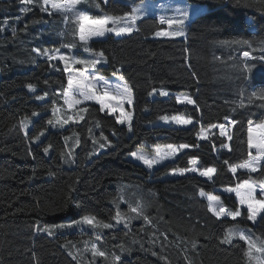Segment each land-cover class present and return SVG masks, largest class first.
<instances>
[{"label":"trees","instance_id":"obj_1","mask_svg":"<svg viewBox=\"0 0 264 264\" xmlns=\"http://www.w3.org/2000/svg\"><path fill=\"white\" fill-rule=\"evenodd\" d=\"M143 1L109 0L105 5L102 0H81L78 7L93 16L118 15ZM185 1L204 5L206 11L185 26L183 37H155L154 32L166 26L152 15L138 20L139 31L131 35L108 34L105 39L89 42L90 48L103 50L107 58L97 66L98 73L106 77H113L114 72L117 77L123 75L133 90L134 118L129 131L95 103H88L85 121L78 125L70 123L64 129L47 125V120L54 118L52 100L57 106L63 105L62 97L54 96L53 90L65 87L67 79L33 49L60 47L69 52L63 45L75 43L71 54L82 57L89 53L83 51L73 36L72 25H66L60 14L48 15L39 7H31L25 14L20 12L19 0H0V27L5 29L0 32V264H86L92 257L84 251L85 241L120 254L123 264H245L244 242L234 241L239 247L220 245L218 237L229 227H239L264 239V220L258 218L253 224L243 208L236 220H217L206 211L207 198L199 195L201 190L217 195L227 207L235 209L239 207L236 195L219 189L249 178V173L241 170L236 174L239 180L234 178L223 160L239 163L246 159L247 121L264 120V109L257 107L259 101L247 104L251 91L264 89V63L249 60L256 67L247 76L233 68L234 64L242 67L243 51L260 55L264 0ZM240 38L252 41L257 51L219 44L224 39ZM54 63L63 68L58 61ZM27 84L34 85L36 91L31 92ZM153 88L164 89L169 96L149 95ZM45 91L49 96L37 101L35 96ZM178 94L191 96L196 105L177 104ZM33 112L39 117H33ZM163 115H190L199 123L196 129L186 128L165 123L159 119ZM225 116L239 121L232 129V152L220 147L224 138H213L216 150L210 141H197L195 133L201 123H225ZM25 117L33 122L29 124V137L46 130L39 147L20 129ZM89 129L97 139L102 131L111 146H94ZM73 133L80 134L82 143L75 149L74 160L66 163L59 153L67 151L63 137ZM48 143L53 149L45 155L42 148ZM169 143H199L198 148L186 151L198 155L204 166L217 167L213 181L198 174L168 177L173 169L189 167L183 153L154 171L129 160L131 152L143 150L152 155L156 145ZM94 150L98 155L89 157ZM251 177L264 179L259 173ZM121 196L127 201L120 204L122 212H128V203H142L151 224L145 225L140 219L132 221L131 231L123 225L113 230L97 229L100 241L87 225L67 226L84 214L113 222V201L119 202ZM45 224L65 227L57 228L51 236L36 231V225ZM69 253L77 254L78 260ZM96 264L105 262L98 257Z\"/></svg>","mask_w":264,"mask_h":264},{"label":"snow or ice","instance_id":"obj_2","mask_svg":"<svg viewBox=\"0 0 264 264\" xmlns=\"http://www.w3.org/2000/svg\"><path fill=\"white\" fill-rule=\"evenodd\" d=\"M109 0H103V3L107 5ZM20 12L27 13L31 10V7H39L41 12L52 15L53 13L60 14L65 24H71L73 27V36L77 37L83 51L89 53V57H79L70 53V50L76 47L75 43H69L63 45L69 52H64L60 47H54L51 49L35 48L33 51L37 55H42L49 62L50 66L57 71H62L66 75L67 85L61 90H53L54 96L62 97L63 105L57 106L56 100H52V119L47 120V125L50 128L64 129L65 125L70 123L73 125L80 124L81 121H85V116L89 112L88 103L94 102L99 105V110L107 115L114 116L117 124L126 126L129 131L133 127L134 112L133 107L135 103L134 93L131 87H129L125 77L119 75L118 81L122 83H112L98 74V65H102L107 62V58L103 50L95 51L89 47V42L94 38H102L108 34H115L116 36L131 35L134 31H139L137 27V21L142 19L143 9L140 6H132L129 11H125L122 14L110 15L104 14L99 16L90 15L86 10L79 8L81 0H19ZM96 7H100L99 4ZM178 16L166 17L164 15L159 16V24L162 27L160 30L154 32V36L158 38H170L175 39L185 36V26L187 23H194L205 11V9L197 4L189 3L183 8H177ZM191 13V14H190ZM264 16V12L261 13ZM18 19V18H17ZM88 21L89 23H85ZM7 25V19L4 21ZM5 29L0 27V32ZM13 35H15L16 29H12ZM219 44L224 47L233 46H247L253 51H257L253 47L252 41L247 38L240 39H224L219 41ZM259 56H253L250 51H243L242 55L244 61L242 67L238 64H234L233 68L240 73L241 76H247L256 67V63H249L248 61H259L264 63V41L259 45ZM59 62L63 65V68H59L56 63ZM119 70H117L118 72ZM113 76L116 77L117 73L114 72ZM47 83V82H46ZM26 87L35 92L36 88L32 84H27ZM243 94V93H242ZM149 95H159L161 97L169 96V92L164 89L153 88ZM49 93L45 91L42 95H36L37 101H44ZM177 104L182 105H196V101L188 95H179L175 97ZM256 101L260 103L258 108L264 109V89L253 90L247 96V104L253 105ZM127 106V107H126ZM240 107H245L243 101L240 103ZM195 110H199L196 107ZM59 113V115H57ZM116 113H119L116 115ZM264 114V113H262ZM39 113L33 112V117H39ZM160 120L168 124H174L179 126H192V129H196L199 120L194 121L190 115H163L159 117ZM225 123H211L207 126L200 124L196 131L197 141H210L213 143V149H215L214 137L224 138L220 141V147L227 149L228 152H232L231 141L233 140L232 129L239 123L234 118L228 116L224 117ZM33 123L28 117H25L20 122V129L23 131L26 138H30L32 142L37 143L39 147L43 143L41 137H45L46 130L40 131L38 134L29 137V124ZM99 122H96V127H99ZM214 130H218L217 133ZM89 138L92 139L94 146H98L99 149H105L111 146V142L107 137L100 133V139H97L92 131L89 129ZM65 142V148L67 151H61L59 153L62 160L66 163L72 162L75 156V149L80 147L82 141L79 133H73L71 136L65 135L63 137ZM69 141L72 143L69 145ZM199 143L191 145L188 143L166 145H156L155 155H149L140 151L131 152V157L147 169H153L155 166L160 165L163 161L172 160L176 158L178 154L183 153L188 157L187 164L189 167L173 169L172 175L184 176L186 173L198 174L200 177L206 178V181H213L214 176L217 174V167L215 165L204 166L201 163L198 155L189 154L188 151L192 148H198ZM53 149V145L48 143L42 148V152L48 155ZM247 158L239 163H230L228 159L223 160V164L227 166V171L232 174L234 178L237 177L238 170H246L249 173V178L238 182L234 187L227 186L223 189L225 193H235L239 207L235 209L227 207L221 198L217 195L207 194L203 190L199 192L201 197L207 198L206 211L215 217L217 220L221 218H231L236 220L242 216V208L246 209L247 219L253 224L257 222V219L264 220V179H253L251 174L259 173L261 177H264V120L254 122L252 119L247 121ZM254 150V151H253ZM89 157L98 155L94 150L88 153ZM49 175H52L50 172ZM127 203L123 196L120 197L119 202L113 201L116 211L111 217L113 222H104L98 219L95 215L84 214L78 217V219L72 220L67 226H84L87 225L93 229L95 238L100 241L101 234L97 232V229L113 230L118 225H123V228L127 231H131V225L133 220L142 219L144 224H151L149 216L146 214L145 205L137 203L133 206L128 203V212L124 213L120 210V204ZM37 232L47 233L49 236L53 235L57 228L65 227L61 225H48L43 226L36 225ZM143 230V229H141ZM115 239V237H113ZM166 239V237H165ZM243 241L246 248L243 250V256L246 258V264H264V239L260 237L253 238L250 232H246L239 227H229L224 230L223 235L218 237L220 245H229L233 247H239L238 244H234V241ZM85 252H90L92 257V264H96V258H103L105 264H123L120 254L115 252H108L107 249H102L96 242L85 241ZM90 245V246H89ZM123 251V245H120ZM143 247V245H141ZM196 247V244H193ZM71 255V253H69ZM152 255L156 256L155 251ZM75 260L76 257L73 256ZM160 259H165L163 256Z\"/></svg>","mask_w":264,"mask_h":264},{"label":"rangeland","instance_id":"obj_3","mask_svg":"<svg viewBox=\"0 0 264 264\" xmlns=\"http://www.w3.org/2000/svg\"><path fill=\"white\" fill-rule=\"evenodd\" d=\"M187 4H189L187 1H185V0H145V1H143V2H141L140 4H138V5H135V6H140L142 9H143V13H142V19H144V18H146V17H149V16H152V15H154V17H156L157 19L159 18V16L160 15H164V16H166V17H172V16H178L179 15V13L176 11V9L177 8H183L184 6H186ZM197 5H199V6H201V7H203L204 9H205V11H206V7L204 6V5H200V4H197ZM205 11H204V13H205ZM191 14V13H190ZM85 23L87 24V23H89L88 21H85ZM187 24H189V23H187ZM186 24V25H187ZM115 35V34H114ZM107 36V35H106ZM105 36V37H106ZM116 36V35H115ZM124 36H127V35H122V36H116V37H124ZM105 37H102V38H94L92 41H94V40H102V39H105ZM91 42V41H90ZM62 51H64V50H62ZM64 52H66V51H64ZM82 57H84V58H87V57H89V56H82ZM99 74V73H98ZM99 75H101V74H99ZM101 76H103L105 79H107V80H109L110 82H112V83H122V82H120V81H118V79H117V76L116 77H106V76H104V75H101ZM180 94H178L177 96H179ZM89 103H94V102H89ZM127 107V106H126ZM119 113H116V115H118ZM189 126H191V125H189ZM189 126H183V127H189ZM214 131H218V130H214ZM138 151H140V150H138ZM143 151V150H142ZM254 151V150H253ZM143 152H145V151H143ZM146 153V152H145ZM146 154H148V153H146ZM181 154V153H180ZM180 154H178V156L180 155ZM150 155V154H149ZM152 155H155V152L152 154ZM177 156V157H178ZM176 157V158H177ZM176 158H173L172 160H167V161H163L160 165H157V166H155L153 169H147V167L146 166H144V165H142V163L141 162H138V161H135L132 157H131V155L129 156V160L130 161H132V162H134V163H136V164H139V165H141V166H143V167H145L147 170H150V171H154L155 169H157V168H159V167H161V166H163L164 164H166L167 162H170V161H173V160H175ZM241 171H246V170H241ZM186 174H194V173H186ZM185 174V175H186ZM168 177H170V178H177V177H181V176H179V175H172V174H170ZM168 177H166V178H168ZM165 178V179H166ZM203 178V177H202ZM204 179H206V178H204ZM116 187H117V184L115 185ZM119 187V186H118ZM233 194H235V193H233ZM236 195V194H235ZM206 197V196H205ZM237 197V196H236ZM238 199V198H237ZM246 232H249V231H247V230H245ZM251 235H252V233H250ZM253 236V235H252ZM253 238H256L255 236H253ZM90 246V245H89ZM71 255L72 256H75L76 257V259L78 260V256H77V254H75V253H71ZM82 264V263H81ZM86 264H92V260H89ZM246 264V263H245Z\"/></svg>","mask_w":264,"mask_h":264},{"label":"crops","instance_id":"obj_4","mask_svg":"<svg viewBox=\"0 0 264 264\" xmlns=\"http://www.w3.org/2000/svg\"><path fill=\"white\" fill-rule=\"evenodd\" d=\"M223 189H224V188H221V189H219V190H220L221 192H224ZM224 193H225V192H224Z\"/></svg>","mask_w":264,"mask_h":264},{"label":"water","instance_id":"obj_5","mask_svg":"<svg viewBox=\"0 0 264 264\" xmlns=\"http://www.w3.org/2000/svg\"><path fill=\"white\" fill-rule=\"evenodd\" d=\"M103 1V0H102Z\"/></svg>","mask_w":264,"mask_h":264}]
</instances>
